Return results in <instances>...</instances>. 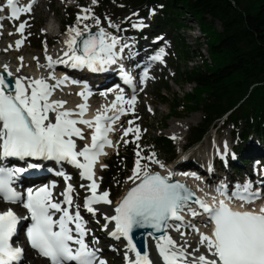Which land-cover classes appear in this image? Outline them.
<instances>
[{
    "label": "snow or ice",
    "instance_id": "snow-or-ice-1",
    "mask_svg": "<svg viewBox=\"0 0 264 264\" xmlns=\"http://www.w3.org/2000/svg\"><path fill=\"white\" fill-rule=\"evenodd\" d=\"M7 4L12 10V18L18 19L20 13L31 11V6L18 7V0H7ZM83 11L89 12L90 9H83ZM88 18L84 16L77 19L79 21ZM97 24H99L98 20ZM24 27L23 23L20 24L18 31L21 34H23ZM68 33L70 37L66 41L68 51L64 52L68 60L53 61L51 57H47L49 68L55 63L67 64L70 60L74 68L87 67L91 71H101L106 65L116 62L117 53L114 49L118 40L111 37V43H106L103 29L100 30L99 37L89 36L84 39L82 47L76 40V37L81 35L80 31L76 28H69ZM72 33L75 35L73 36ZM22 43V41H17V46L19 47ZM153 59L159 60L161 57L157 56ZM4 68L7 71L6 65ZM11 75L12 73L9 72L8 76ZM144 78H148L147 72L144 73ZM24 81V77H18L13 84H9L5 77L0 75V161L8 158L20 160L32 158L70 163L81 170L80 175L83 179L91 181L87 187L92 195L86 200V209L95 215L96 209L92 205L112 203L108 199L107 191L97 195L99 185L94 180L93 168L97 158L106 154L103 153L104 147L112 146V142L107 137L112 131L111 125L119 119V115L111 117L98 113L94 120H85L83 116L87 111V99L90 93H79L85 101L78 105L79 112L60 110L64 108L66 102H50V97L55 87L60 86L64 81H57L56 85H49L43 79L31 80L27 85ZM9 88L12 91H7ZM116 100L131 107L135 103V96L130 100L117 96ZM116 108L117 104L113 103L111 108L104 111ZM120 112L122 114L125 112L122 106ZM49 113H55L53 119L49 118ZM73 116L78 118L73 119ZM78 124L93 129L91 145L79 151L73 140V137L84 139L81 129L77 127ZM129 131L132 129L126 130L124 136H127ZM135 131L139 133L138 128ZM136 155L140 157L139 152ZM80 157L83 158V162L80 161ZM140 159L136 160L133 176L129 178L134 183L137 179L140 182L128 191L115 208V215L105 216L104 219L108 222L115 221V231H111L110 235L115 239L124 238L127 241L128 248L136 253V264H152L147 254L142 255L140 251H137L133 242V231L150 228L156 232H164L170 227L179 231L184 219L181 212L194 194L183 184L170 183V177L165 178L159 174L150 175L148 171L142 170ZM29 167L38 168L40 165L32 164ZM26 170L0 165V199L7 203H20L28 213L21 217L11 208L0 212V264H19L23 257L24 250L13 247L11 243L18 232L21 220H30V226L26 229L29 245L50 264H72V262L74 264H106V261L98 259L97 250L85 243L86 228L80 212L76 211L73 215L68 209L62 208L60 202H54L50 186H42L35 190L29 189L26 197H22L14 190L11 186L13 178ZM58 175L64 176L65 174L59 172ZM70 179L71 177L65 176L66 181ZM72 192L73 188L71 184H68L66 190L61 193L64 197V204L71 206ZM217 192L229 200L239 199L245 204L261 199L259 191H252L250 182L238 185L236 192L231 196H228L223 186L218 188ZM194 203L208 214L209 221L214 224L211 235L194 229L199 233L200 245L195 251L199 253L202 247L207 252V255L196 256L195 264H264V207L257 214L254 210L233 211L224 200L219 201L218 207H210L199 199H196ZM61 212L62 215L58 219L53 218L54 213ZM191 215L195 217L198 213L192 211ZM169 221L180 223L173 225ZM70 224H74V230L69 227ZM105 230H107V225H105ZM147 235L151 236L152 233L149 232ZM157 248L164 264H181V261L186 259L185 251L178 250L176 242L166 234L158 237Z\"/></svg>",
    "mask_w": 264,
    "mask_h": 264
},
{
    "label": "rangeland",
    "instance_id": "rangeland-1",
    "mask_svg": "<svg viewBox=\"0 0 264 264\" xmlns=\"http://www.w3.org/2000/svg\"><path fill=\"white\" fill-rule=\"evenodd\" d=\"M1 4H3V0H0V9H3L4 5ZM67 8L72 9V12H67ZM83 9H90V11L84 12ZM95 9L96 3L90 2L89 0H43L34 14L24 19L26 23V32L25 34L21 35L16 34V27L11 28L8 22L2 21V23H0V48L8 50L9 55L5 54L0 59L4 60V58L8 56V58L15 59L16 61L21 58L24 61L30 60L32 61V65L29 66V68L34 72L43 71L41 69L43 65L42 61L33 60L38 58L41 54H45L48 57H51L53 61H57L59 59L68 60V58L64 56V52L68 51L67 45H65L63 41V35L58 36V33L61 27V23L71 20L73 11H78V13L76 15L75 23L71 28L78 29L81 35L87 34L93 27L99 30L102 26L109 29V34L112 37L114 36L116 37V39H118L119 42L121 41L119 43L120 46H124V44L128 46L131 42L129 40L130 38H132V43L136 49H139V46H141V50L144 51L145 48L151 47V43H149L150 45H148L147 43H143L146 40L150 41L151 36H146L144 33L140 34L135 30L137 29V27L132 23L134 19L133 15L125 18L126 21L132 24L130 25V28H125L120 23L122 18L119 17L121 16L119 7L113 14L111 12L112 6H110L109 14L105 15L104 13V16H97L95 14ZM5 12L6 10L4 9L0 11V18L5 16ZM84 16H88L89 18L86 20L81 19L78 21V17ZM154 16V13H152L149 18L144 19V21L142 22L143 25L141 27H138L143 30H146V28H144L143 26H148L147 29H149L150 27H156L153 20ZM197 19L203 27V33L208 36L210 44L217 42V37L219 36L221 31L219 23L215 24L210 20L203 21L201 17H198ZM97 20L99 21V24H97ZM46 23H48L49 27L48 34L45 33ZM189 24L196 28L194 21L190 20ZM18 25L19 24H17V26ZM166 32L171 36V38L177 39L178 34L174 30L166 29ZM3 33H6L7 35L10 34V37L4 38L2 36ZM181 34L185 38L186 42L191 44L192 48H197V45L200 42L195 39L196 33L183 31L181 32ZM17 41H22V45L18 47ZM200 41L204 42V39H201ZM7 44L9 45L8 49L6 47ZM46 44H48V46ZM171 44L172 43H170V45ZM120 46L119 49L121 51ZM132 47L130 48L131 51H133ZM124 48L125 47H123V49ZM169 52L171 57H169L170 59L168 58L169 61L167 59L168 69L158 68L152 74V79L149 82L148 86L144 89L142 94L140 93L141 103L139 105L138 115L131 117L130 120H127L123 125V134L126 130L132 129V131H129L128 133L129 139H124L123 141L121 140L120 146L116 149V151H118L119 148L122 149L123 147L127 146L129 142H134L136 140L137 142H134L135 144L133 147H135V149H137L138 151H135V154L139 152L140 157H143V159H140V157L136 156L133 161V167L129 171L128 175L122 180L121 178L116 177L114 181L110 183L111 189L109 190H106L103 187L104 172L108 168L107 163L110 159V156L114 155L113 153L115 151L111 152L110 156H104L103 159L97 161L94 164V180L96 184L99 185V190L102 193L105 191H107L108 193L110 192L109 194L112 196V198L113 195L115 196L113 199H111L110 196L108 197V199L112 201V203L109 204L108 207H115L118 201L125 194L126 190L134 184L133 180H130L129 178L133 176L137 159H140L142 170H146L148 171V173L160 172L165 175H171L174 173V171L179 173V171L188 169L192 171L196 169H205L206 166L210 165V157L213 154L215 163L212 170L215 173V176L213 177L215 186H217L218 184L225 185L226 183L223 182L224 178L227 179V182L231 181L240 183V176L255 174L254 176L256 177L257 173L255 172V170L253 171V168L254 166L256 167V165L259 164L261 160H264V144L259 142H250L239 145L240 147L243 146V152L239 154V156L234 155L232 151H236L237 149L235 148L236 145L232 139L231 129L221 127V122L211 127L209 133L205 136L201 143L190 147V131L202 122L203 113L198 111L194 113L184 114L182 117H173L170 119H166L167 113L170 110V104L174 101L176 102L177 100L182 102L184 99V94L191 93L190 88L189 86H187V84L179 82L181 80L178 69L182 70L181 68L184 69V67H186V60L180 58V51L177 49L175 43L170 46ZM127 54L129 55V51H127ZM211 56L213 60L216 61V57L212 53ZM122 58L125 59L126 56L123 55ZM60 68V70H63L65 67L61 65ZM209 70L212 71L214 70V68H209ZM72 74L75 76V73ZM54 75L57 76V71L56 73L54 72ZM30 81L31 79L28 81L25 80L24 82L27 84ZM166 82H168V88L165 87ZM73 87L76 89L79 88L78 86L74 85ZM192 87L194 86H191V88ZM159 90H161L159 94L165 96L169 100V103H163L161 101V98L157 96ZM111 100L112 97L107 95L90 99L88 102L90 111L88 113L93 114L94 116H96V114L98 113H103ZM70 103L74 107V112H78V105L82 104L83 101L81 97L75 98V96L72 95V97H70ZM197 115L200 116V121L198 122V124L191 125L189 131L187 133H184V121L191 119L196 120ZM77 127L81 129L84 139L74 137V141L76 143V146L80 148V150H82L85 146L91 145V136L93 134V129H90L83 124H78ZM137 128L139 129L138 134L135 131ZM174 128L178 129L176 133L181 134L178 135L180 139H175V136L172 134L171 131H173ZM118 134L119 137H121V133ZM137 135H139V139H137ZM159 135L165 136L173 141L176 155V158L174 160H169V157L163 152V150L159 149L154 144L153 140L159 137ZM248 145H254V147H251L253 149H260L259 153H262L260 154L261 156L249 152L253 149H250V146L248 147ZM229 154H232V158H229ZM184 161H190V163L183 165L182 168L177 169V171L173 169L169 170L170 166H175L180 163L183 164ZM244 161H246L245 164H243ZM74 178L76 184V194L78 196L76 205L79 207L78 209L82 210L87 221L85 215V211H87V209L83 200L91 197V191L89 190V188H87V185L91 181L84 182L78 175L74 176ZM203 178L204 177L198 179H201V181H203ZM196 179H187L186 176L184 180L187 183L196 181ZM138 180L139 179H137L135 183ZM204 187L208 188V185H204ZM92 207L96 209V212L99 211L106 216V211H108L107 207L103 208L99 204L93 205ZM92 218L94 219V222L100 226V229L97 231L88 227L87 230L90 231V236L94 238V242L97 247L107 245L106 240L109 239L110 230L104 232L103 235H101L100 230H105L102 221L93 214ZM175 234L195 248L200 247L198 238L199 233L194 231L190 224L181 225L179 231H177V233ZM125 247L126 245L122 240L118 242L113 241L111 250L103 254L102 260L106 261V264H123V259L126 253ZM155 250H158V248L153 249L151 258L154 261V264L155 262L160 264L158 262V256L156 255ZM178 250H180V248H178ZM182 250L187 253L188 256L186 257H188L189 259H191L192 256H197L196 254H194V252H189L186 247L182 248ZM204 250L205 249L201 247L200 251L202 253L204 252ZM29 260H36V258H34L31 254H28L27 259L23 264H28Z\"/></svg>",
    "mask_w": 264,
    "mask_h": 264
},
{
    "label": "trees",
    "instance_id": "trees-1",
    "mask_svg": "<svg viewBox=\"0 0 264 264\" xmlns=\"http://www.w3.org/2000/svg\"><path fill=\"white\" fill-rule=\"evenodd\" d=\"M95 3L97 16L108 15L110 6L114 14L119 7L120 23L128 28L131 24L125 20L126 17L133 15V20L145 19L154 13L156 27H150L144 34L156 36L160 33L171 37L166 29L174 30L178 37L173 38V42L184 60L201 55V50L192 48L181 34L193 29L189 21L198 24L208 40L197 18L219 23L221 31L217 42L210 44L208 41L211 65L205 62L199 69H178L179 82L194 84L195 87L184 95L182 102L177 100L170 104L166 119L198 111L203 113L202 122L190 131V147L201 143L211 127L219 122L221 127L231 129L237 149L232 152L238 156L243 152L241 144H264V0H95ZM67 12H72V9L67 8ZM77 13L73 11L71 20L61 23L62 31L66 32L73 26ZM168 86L166 82L165 87ZM160 91L157 96L163 103H169L165 96L159 94ZM153 142L169 160L176 158L171 139L159 135ZM133 146L134 143H129L110 157L104 172V189H111L110 183L116 177L122 180L128 175L137 156L135 151H138ZM109 196L111 199L115 197Z\"/></svg>",
    "mask_w": 264,
    "mask_h": 264
},
{
    "label": "bare ground",
    "instance_id": "bare-ground-1",
    "mask_svg": "<svg viewBox=\"0 0 264 264\" xmlns=\"http://www.w3.org/2000/svg\"><path fill=\"white\" fill-rule=\"evenodd\" d=\"M195 25H196V28H194L192 26L193 29L190 32L191 33L192 32L196 33L195 39L197 41H199L200 44L202 43L201 46L199 44L197 45V48H199L201 50V55L200 56H195V57H193V59L186 60V63H185L186 64L185 65L186 67H184V69L185 70H189V71L194 70V69H199L200 67H202V66L205 65V62H207L210 65L212 63L211 62L210 55H209V52H208V39L201 33V30H200L199 25L196 24V23H195ZM94 29L96 31H99V32H100L101 29H103L104 30V33H105L106 43H111V37L112 36L109 34V29L108 28L101 26V28L99 30L97 28H95V27H94ZM9 35L10 34L7 35L6 33H3L2 34V36L4 38L10 37ZM72 35L74 36L75 33H72ZM79 37H76V40ZM69 38L70 37H69V33L68 32L65 33V34H63V41H64L65 45H67L66 44V41H68ZM201 39H204V42H201L200 41ZM118 43H119V41H118ZM143 43H147L148 45H150L149 44V41H147V40L144 41ZM8 46L9 45L7 44L6 45L7 49H8ZM145 50H146V48H145ZM145 50L144 51L141 50V46H139V49H137V52L138 53L145 54ZM204 50H205V52H204ZM5 54L6 55H9L8 54V50L0 48V58L3 55H5ZM47 57H48L47 55L41 54L38 58L33 59V60H38V61L40 60V61H42V64L43 65H42L41 69L43 71H40V72H34L32 69L29 68V66L32 65V61H30V60H25L24 61V60H21V59H18L16 61L15 59L8 58V56L5 57L4 60L3 59H0V71L5 70L4 66L6 65L7 66V71L10 72V73H12V75L14 76L15 79L18 78V77H24L26 81H28L30 79L31 80L43 79L49 85H56L57 81H64L63 84H61L58 87H55L54 94L50 97V102L51 101H64V102H66L64 104V108L63 109H60V110H67V111L74 112V107L70 103V97H72V95H73V96H75V98L76 97L77 98L78 97L80 98L81 96L79 95V93H82V92L90 93V92L86 91L85 90V87H82V88L79 87V88L76 89V88L73 87V84L71 83V81L69 79H64L65 77H67V74L65 73L66 71L64 69L63 70H60L61 69L60 66L63 65V67H65V69H68V65L67 64L55 63L53 65V67L49 68L48 67L49 61L47 60ZM117 58H118V56H117ZM57 61H60V59L57 60ZM70 63H72V62L69 60L68 61V64H70ZM121 64L122 63H121L120 59L118 58L114 64L107 65V71H108V73L105 74L104 76H102L100 78V81L107 82L109 79L117 78L118 73L120 72V70L122 68ZM17 69H19V71H17ZM56 71H57V76L54 75V72L56 73ZM187 86H189L190 91H192L193 88L195 87L194 84H187ZM191 86H194V87L191 88ZM74 89H75V91H74ZM110 93H113V92H109L106 95L109 96ZM92 95H93V93L91 92L90 95L88 96V99H87V111H86L85 115L83 116V119H85V120H94V118L96 117L93 114L88 113L90 111V106H89V103L88 102H89V99L91 98ZM117 96H119V93L115 91L114 92L113 99L111 100L110 103H108L106 109L111 108V105L113 103H116L117 104V108L119 106H122L121 102H118L116 100ZM95 97L98 98V96H95ZM81 99H82V97H81ZM82 101H83V103H85V101L83 99H82ZM115 110H110L109 113H107V112L104 111L101 114H104V115H107L108 114L107 116H109V114L112 113V112H114ZM54 115H55V113H49V118L50 119H53L54 118ZM196 117H197L196 120L191 119V120L184 121V123H183L184 124V130H183V132L184 133H187L189 131V129L191 128V125H197L198 124V122L200 121V116L197 115ZM72 118H76L77 119L78 117L73 116ZM174 130L171 131V132L175 136V139H180V137L178 135H181V134L176 133V131H178V129H175L174 128ZM73 140H74V137H73ZM249 146L250 145H248V147ZM251 147H254V145L253 146H250V149H253ZM77 150L79 151L80 148L77 147ZM259 150L260 149H253V150H251L249 152L255 153L256 155H260L262 153H259ZM79 159H82V158L80 157ZM213 160H214V155L212 154L211 157H210V163L211 164L213 163ZM189 163H190V161H184L183 164L182 163L177 164L176 167H175V170L177 171V169H180V168H182L183 165H186V164H189ZM61 165L62 166H67V165H64V163H62ZM212 168H206L205 174L206 173L207 174L205 176L208 177L207 183H214L213 177L215 176L214 175L215 173L213 172ZM172 169H174V166H170L169 167V170H172ZM161 174L164 175L167 178L170 177V179H178L180 181H185L184 179H185L186 176H187V179H196V176H195L196 175V171H193L191 173V172H189V169L188 170L179 171V173L174 171V173L171 174V175H165L163 173H161ZM175 174H177V175H175ZM205 178H203V180H205ZM223 182H225L227 184V179L224 178ZM187 183H188V186L191 189H193L196 193H198L199 195H201V196L204 195V194L206 195V192H207V189L206 188L207 187H204V185H206V184L203 183L201 181V179H198L197 178L196 181L187 182ZM97 194L98 195L102 194V192L99 190V188L97 189ZM90 195H92V193H90ZM54 200L56 201V199H54ZM86 200L87 199H84L83 200L84 203H85V205H86ZM94 205H96V204H94ZM99 205L101 207H103V208H105V207L108 208V211H106V216H108V217L114 216V207L113 206L108 207L109 204H104V203H99ZM116 205H115V207H116ZM7 207H11V208H13L15 210L21 209V207L14 206V205H11V204H6V203H3V202L0 201V212L5 211L4 208L6 209ZM190 207H192V205L189 204V203H187V206L181 212V215L186 214V212H188L189 209H191ZM23 215H24L23 214V211H20L19 212V216L23 217ZM85 215H86V218H87V224L85 225V228L90 227V228L95 229V230L98 231L100 229V226L97 223L94 222V219L92 218V214L89 213L88 211H85ZM95 216H97L102 221L104 228H105V225H107V230H104V229L100 230V234L101 235H103L104 232L109 231V230L110 231H115V222L114 221H111V222L106 221L104 219L105 215H103L99 211L95 213ZM170 224L175 225L176 222L173 221V222H170ZM175 233H177V231L174 228H171L170 227V228L166 229V235L170 236L176 242L177 249L178 248L182 249V248H185L186 247L189 250V252H194V254H196L197 256L200 255V254H207L206 250H204L203 253L201 251L199 253H197L195 251L196 248L194 246L190 245L185 240H183L180 237H178ZM85 239L87 241L88 240H91L89 244H91V245L94 244V240L91 238L90 233L86 232ZM106 242H107L106 243L107 245H104V246H100L99 247L98 254H103V253H106V252H108V251L111 250V248L113 246V240L111 238H109L108 240H106ZM157 242H158V240L153 239L151 236L148 237L147 247H148V253H149L148 255H149V258H150L151 261H152V258L151 257H152L153 249L154 248L157 249ZM155 253L158 256V262L160 264H164L163 258L159 255V250H155ZM186 256H188L187 253H186ZM195 257L196 256H192L191 259H189L188 257H186L185 260L181 261V264H195ZM29 258H31V257H29ZM28 264H48V262L45 261V260H43V259H36V260H29ZM155 264H158V263L155 262Z\"/></svg>",
    "mask_w": 264,
    "mask_h": 264
},
{
    "label": "water",
    "instance_id": "water-1",
    "mask_svg": "<svg viewBox=\"0 0 264 264\" xmlns=\"http://www.w3.org/2000/svg\"><path fill=\"white\" fill-rule=\"evenodd\" d=\"M99 34H100V32L99 31H96L95 29H94V27L92 28V29H90V31L87 33V34H83V35H81L78 39H77V43L80 45V47H82V41L84 40V39H87L89 36H96V37H99ZM8 71H0V75H3L4 77H5V79H6V82H8L9 84H13L14 83V81H15V78H14V76L13 75H11V76H8ZM7 91H12V89L11 88H9ZM150 175H155V174H159L160 176H162V177H165V176H163L162 174H160L159 172H152V173H149ZM165 178H167V177H165ZM140 181H137L135 184H133L132 186H130L127 190H126V192H125V194L123 195V197L120 199V201H119V203L117 204V206L121 203V201L123 200V198L127 195V193H128V191H130V189L132 188V187H134L137 183H139ZM169 182L170 183H180V184H183V185H185L186 186V188L191 192V193H193L194 195H193V197H192V199L189 201V202H191V203H194V201L196 200V199H199V197H198V195L195 193V191H193L185 182H183V181H180V180H178V179H169ZM200 200V199H199ZM116 206V207H117ZM115 207V208H116ZM114 215H115V209H114ZM115 222V221H114ZM170 222H173V221H169V223ZM149 232H151L152 233V235H151V237L153 238V239H158V237L159 236H161V235H164V234H166V230L164 231V232H156L154 229H150V228H144V229H135L134 231H133V233H132V235H133V242L135 243V245H136V247H137V251H140L141 252V254L143 255V254H147V243H148V237H149V235H147V233H149ZM126 244H127V241L124 239V238H121ZM128 246V245H127ZM133 252V251H132ZM133 254L136 256V253L135 252H133Z\"/></svg>",
    "mask_w": 264,
    "mask_h": 264
}]
</instances>
